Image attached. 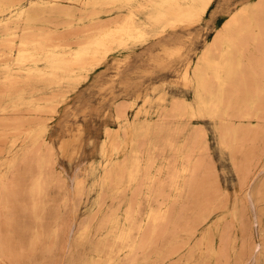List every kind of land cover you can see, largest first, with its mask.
<instances>
[{"label":"rangeland","instance_id":"1","mask_svg":"<svg viewBox=\"0 0 264 264\" xmlns=\"http://www.w3.org/2000/svg\"><path fill=\"white\" fill-rule=\"evenodd\" d=\"M261 1L210 0L195 21L144 42L109 43L73 79L34 92L39 107L0 111V264H101L107 255L118 264H264V10L241 32L242 66L223 86L226 115L200 106L190 82L204 54L219 59L231 12ZM65 21L38 13L34 29L53 34ZM71 21V33L90 26L87 15ZM205 83L212 104L211 70ZM0 103H7L1 93ZM119 114L149 128L133 135L128 126L124 149ZM132 146L141 164L137 180L127 181ZM105 157L116 166L101 185ZM158 207L165 217L153 230L147 214ZM127 225L139 243L133 252L117 238Z\"/></svg>","mask_w":264,"mask_h":264},{"label":"bare ground","instance_id":"2","mask_svg":"<svg viewBox=\"0 0 264 264\" xmlns=\"http://www.w3.org/2000/svg\"><path fill=\"white\" fill-rule=\"evenodd\" d=\"M209 1L210 0H73V4L70 3L65 5L61 3L60 0H29L27 3L30 4V6L29 8H25V3L21 2V0H0V51H2L3 46H7V51L11 52L13 51L12 42L14 41V44L17 43V47L13 51V62L5 61L0 52V86L2 88L0 93L4 94L5 100L7 101L6 104L0 103V111L7 109L6 105L17 106L33 104L39 107L32 98L34 92L51 83H59L73 79V77L77 75V71L89 65L91 60L94 57H98V54L103 51L109 43L125 44L127 42H144L151 35L161 34L169 29L185 24L186 22L195 21L196 17L204 12ZM107 6L110 7L107 8ZM78 10L80 11L79 14H77ZM123 10L125 11L124 16L121 15ZM263 10L264 0L254 6L248 4H246V6H240L235 11L231 12L222 26V31L218 35V40L222 43L221 47L218 48L219 59L215 60L209 55L210 53L204 54L200 60L202 66L197 67L191 73L190 82L195 88L200 106L202 104L204 108H210L209 114L211 116H218L219 114L226 115L221 105L223 100V86L227 82L229 76L234 74L235 71L242 66L243 52L242 44L240 43L241 32L245 29L247 31L249 27L256 26L257 17ZM103 12H115L116 16L109 19H101L100 15ZM38 13L49 16H63L66 20L63 24V30L58 32L55 30L53 34L49 32L44 33V31L42 32L40 30L36 31L34 29V21L37 19ZM86 15L88 16L90 26L82 30L75 29V31L71 33L69 30L72 23L71 20H73V22H75L74 20L79 21ZM18 24L22 25V29L25 30L20 35H17L16 31L11 29V26ZM89 30L93 31L85 35L86 37L84 40L78 41L80 36H82V32ZM67 39H76V41H78V46L72 48L70 44L65 43ZM6 40L10 42L7 43L5 42ZM214 51H216V49H214ZM223 60H225V65ZM39 62L44 63L45 66L40 67ZM207 70H211L214 73L217 81L214 95L215 102L212 104L206 99V92H211L210 89L206 88L205 83ZM253 102L250 104V107L253 106ZM118 116H123L124 149L127 145L126 137L129 135L127 127L130 125L128 124L127 116L124 114H119ZM130 130V134L137 135L140 133L144 135L149 128L145 125H131ZM42 134L43 133H41V135ZM119 149V145L113 144V155H117ZM102 154L104 155V149H102ZM124 157L123 152V158ZM104 161L105 163L103 164L101 172L102 175L99 179L101 185L107 183L112 174V170L116 166L115 163H112L110 157H105ZM124 162L123 164H126L129 169L127 170V181L137 180L141 164L139 150L134 146L130 147L126 158H124ZM182 171H184V168L180 169V172ZM164 217L165 210H162L161 207H158L157 210L151 209L147 214V218L152 222L151 225L153 230L156 226L158 227V223L164 219ZM128 218L129 216L127 214L125 220L127 221ZM131 229L132 226L130 225H127L125 228H118L119 233L117 234V238L126 245L129 252L135 251L139 246L136 240L130 238ZM110 258L111 256L107 255L105 262L101 264H118L117 261L111 260Z\"/></svg>","mask_w":264,"mask_h":264}]
</instances>
